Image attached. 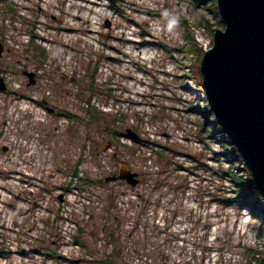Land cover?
I'll return each instance as SVG.
<instances>
[{
  "label": "rangeland",
  "instance_id": "374dc122",
  "mask_svg": "<svg viewBox=\"0 0 264 264\" xmlns=\"http://www.w3.org/2000/svg\"><path fill=\"white\" fill-rule=\"evenodd\" d=\"M9 1L16 10H28L26 18L31 22L41 12L50 30L47 36L55 44L48 43L47 56L42 58L32 49L5 45L9 50L0 59V72L6 66L16 73L48 60L33 84L24 86L27 76H19L26 91L37 87L40 97L48 101L44 108L19 102L7 106L0 100V250L7 256L0 258V264H106L111 254L117 264H126L123 250L129 242L131 250L147 257L137 264H257L264 260V215H254L244 204L222 201V196L232 192L229 183L202 165L194 168L193 160L185 155L199 156L201 164L226 167L228 161H219L217 151L234 148L227 141L223 146L218 126L212 123V128L200 112L203 91L184 73L194 69L196 57L179 49L187 44L184 33L189 30L204 51L202 44L212 40L213 31L203 16L212 27L223 28L209 0L197 8L190 0H121L124 11L113 9L105 0ZM111 9L115 15L110 17ZM11 14L0 3V30L10 35ZM173 17L178 24H170ZM138 25L150 35L142 38ZM29 27L23 22V29ZM56 27L66 31L59 33ZM152 38L155 43L149 41ZM159 42L173 46V53ZM94 60L98 69L91 93L88 85ZM91 97L99 104L90 103L98 115L89 123L82 100L91 101ZM111 98L125 104L118 110L104 109ZM47 106L61 113L53 116ZM138 120L143 127L150 125L149 132L155 128L158 135L166 133V138L159 137L156 148L151 144L152 150L143 143L142 150L140 141L128 143L121 135L126 128L140 135L132 123ZM207 127L216 140L209 137ZM163 144L170 148L160 157ZM12 147L14 152L7 151ZM85 151L89 156L82 157L80 173L87 179L82 183L96 184L103 193L99 209L79 223L83 230L78 240V205L66 209L74 221L67 236L60 230L66 219L57 196L64 191L62 180L76 169L78 155ZM121 164L139 174L140 182L132 188L138 190L145 184L138 199H125L130 185L125 180L105 181ZM236 164L245 165L241 159ZM122 198L123 210L127 204L139 203L133 218L138 229L135 237L130 236L123 216L112 213L113 208L120 213L115 206ZM10 244L16 246V253H10ZM58 251L64 256L53 255Z\"/></svg>",
  "mask_w": 264,
  "mask_h": 264
},
{
  "label": "water",
  "instance_id": "95a60500",
  "mask_svg": "<svg viewBox=\"0 0 264 264\" xmlns=\"http://www.w3.org/2000/svg\"><path fill=\"white\" fill-rule=\"evenodd\" d=\"M216 6L223 28L213 31L211 46L200 59L203 94L264 204V0H216ZM3 49L0 40V57ZM24 74L27 84H33L34 72ZM4 90L7 86L0 76V91ZM42 102L47 104L46 99ZM126 135L139 138L131 128H126ZM115 179L131 186L139 181L138 173L124 164L105 181Z\"/></svg>",
  "mask_w": 264,
  "mask_h": 264
},
{
  "label": "built area",
  "instance_id": "2783aa9c",
  "mask_svg": "<svg viewBox=\"0 0 264 264\" xmlns=\"http://www.w3.org/2000/svg\"><path fill=\"white\" fill-rule=\"evenodd\" d=\"M105 3H107V0H105ZM103 7L107 6V4H103ZM28 12V10H19L17 9V15L15 16V18H11L10 17V24L9 27H11L10 30H12L13 34H6V32L3 31L2 33V37H3V42L4 45H11L10 48L16 50L17 47L21 46V48H25L27 46V44L30 41V34L27 31V29H23L22 25V19L26 18L27 16H29V14H26ZM109 16H113L115 15L113 13V9L109 10L108 12ZM23 15V16H22ZM33 26L34 29L36 31V34L34 36V41L37 44L42 45L43 47H45L46 51L49 48V44H51V42H53L55 44V41L52 38H49L47 36V33L50 31L48 28H45V19L43 18V14H41V12H36V16L33 18ZM42 28V29H41ZM37 31H42L43 33H45L46 35L43 36V33H38ZM66 30L61 29L59 30V33H62ZM74 32V31H73ZM12 40V41H11ZM65 39H63L62 41H64ZM10 41V42H7ZM199 41L197 40V43ZM212 40H207L205 42H203L202 47L204 46V50L208 49L211 46ZM67 42H65L64 45H66ZM5 54V52L3 53V55ZM46 60V59H45ZM43 61L40 66H38L36 68L38 75L43 73L46 69V63L47 61ZM49 64V63H48ZM55 65V64H54ZM31 69H34V67H32ZM5 81L9 84V86L14 89V90H18L20 92H22L21 96H15V95H9L7 96V98H5L4 95H2L0 97V100L4 99V102L6 103L7 106H9V102H19L21 104H25L26 106L31 105L32 107H41L44 108L43 105H41L39 103L40 100V95L38 92L37 87L34 88L32 91H24L23 90V85L21 84L22 79H19V76L22 74L19 73H14L10 70H6L2 73ZM23 76V75H22ZM39 77V78H40ZM24 80V79H23ZM50 93H48V91H46V95H48ZM82 102H85L86 107H91L90 103L92 104L93 102L95 104H99V100H97L96 97H91V101L89 100H82ZM106 102V101H105ZM128 103V102H127ZM124 105L125 102H123L122 100H114L113 98H111L110 100H108L107 105H105V103L103 104L104 109L107 110H118V108L120 107L119 105ZM128 105V104H127ZM148 121V117H146V119L144 120V122ZM135 127L137 128V130L140 133L141 136V141L140 146L142 148V150H144V147L142 145L143 144H148L149 145V149L152 150L151 144H154V147L156 148L157 143L159 142L158 139L159 137H162L163 139L166 138L167 134L166 133H159V135L155 132V128H152V131L149 132V127L150 125H148L147 127H143L142 123L140 122V120H138L137 122L133 121L132 122ZM143 129V130H142ZM121 137L126 138L128 143H132L135 142L132 138H129L127 136H123L121 135ZM216 140V139H215ZM215 140H212V143H216ZM211 142V139H210ZM7 151L10 152H14L15 148L12 147L10 149H8ZM150 153V152H149ZM80 155V154H79ZM78 155V156H79ZM88 154L87 151L84 152V154L82 155L83 157L86 156ZM1 161V159H0ZM81 162L80 161L78 163V174L73 176V175H68L67 178H65L62 181H67L69 183V186L67 188L66 191H60L59 193H62V201L60 202L61 206V212H65V215H62L63 219H66V223L65 225H63L61 223L60 225V230H62L63 234H66L68 236L69 232H70V225L74 224L73 218L71 216H67L66 215V209H68L69 211H71L72 209V205H78V210L75 209V211H77L78 214V224L80 222H85L86 220H88L92 213L94 212V210L99 209V207L101 206V199L100 197L102 196L103 190L99 187V186H94L96 184H92V186H84L83 185H79L78 184V178L80 176H83L85 174H81L80 171H82L81 167ZM140 182V180H139ZM138 182V183H139ZM127 188V192L125 193V199L126 198H134V199H138L140 194L139 192L142 191L145 187V184H141L140 188L136 190L137 186L132 188V186L128 185ZM135 193V194H134ZM122 196V195H121ZM124 198H122L121 201H118V203L116 204L115 207H119L117 208V211H119L120 213H114L116 211V208H113L114 205L111 207L112 209V213L114 215V217L117 216H123L122 219L124 220V222L126 221V227L130 229V236L135 237L137 230L136 227L133 226V218L138 214L139 210H140V206L139 203H136L134 205H129L127 204L126 208L123 210L119 205L123 204V200ZM71 214V213H70ZM127 215V216H126ZM131 215V216H130ZM116 221L117 219L114 218ZM82 220V221H81ZM130 242L128 243V245L124 246V250H123V258L126 261V264H137L140 261L146 262L145 260L147 259L146 256H144L143 252L140 250H131V248L129 247ZM10 253L11 251L13 253H16V246H13L12 244H10ZM65 253V252H63ZM61 254V253H60ZM62 256H64V254H61ZM0 258L2 260H5L7 258L6 254H0Z\"/></svg>",
  "mask_w": 264,
  "mask_h": 264
},
{
  "label": "trees",
  "instance_id": "16d2710c",
  "mask_svg": "<svg viewBox=\"0 0 264 264\" xmlns=\"http://www.w3.org/2000/svg\"><path fill=\"white\" fill-rule=\"evenodd\" d=\"M109 5L111 7H113L115 10L117 9V11L123 10V7L121 6L120 2L121 0H107ZM208 0H190V2L194 5L195 8L198 7V5L202 2H207ZM209 5H213V12L215 13V15L218 18V23L221 24V26L223 25V22L220 19V15L216 6V0H209ZM1 4H5L7 9H10L11 11H13L14 13H16V9L12 6L13 3L9 0H0ZM12 3V4H11ZM124 11V10H123ZM148 11V10H147ZM149 12V11H148ZM204 22L207 25V28L209 27V29H211L212 31H214L216 28L212 27V24L209 23V20L206 19L203 16ZM26 22L30 25V27L28 28V32L30 34V41L28 43L29 47L28 50L37 51L39 53V57H43L45 56L46 50L43 46H41L40 44H37L34 41V36L36 34V31L34 29L33 26V22H30V20H26ZM182 22L186 25L187 21L185 20V18H182ZM135 23L137 24L138 22L135 21ZM140 28V35L142 38L147 37L148 35H150V32L147 28H144L142 25H138ZM213 34V32H212ZM184 38L185 40H187V44L185 45V47H179L180 50L186 52L187 54L189 53V55H195L196 60L195 62L197 63V65H195L194 69H191L190 71L188 70L187 72H184L185 75H187L188 77H191L194 84L193 86L196 87L197 89H199L201 92L202 90V74L200 71V59L201 56L203 54V50L201 47H199L198 43L195 41L194 37L192 36L191 32L189 30H187L184 33ZM153 43L156 42V40H154L153 38L151 40H149ZM158 42V40H157ZM158 44L161 45L162 48H165L170 54L173 53V46H170L169 44L163 43V42H159ZM176 48V47H175ZM178 49V48H177ZM95 61V62H94ZM93 62V66L91 68V79H90V84L88 85V88H90V91H94L93 87L95 84V73L97 72L98 69V60H94ZM181 63V62H180ZM184 84H186V82L184 81ZM107 91L109 93H111L112 88L107 87ZM14 92V91H12ZM199 103V109H201V113L204 115V117L207 118V122L208 124H210V126L213 125L212 123H215L218 127H217V131L221 132V135L223 137V139L221 140V142L223 143L224 146V142H229L226 134L224 132H222L219 124L215 121L214 118V114L209 106V104L207 103V100L205 98V96L203 95L202 98L198 101ZM61 113V112H60ZM65 115H69L70 116V112L69 111H64ZM86 120L88 118V122L92 123V120L96 119L98 112L97 110H93V109H87L86 110ZM119 117V115H115V119ZM84 119V120H85ZM118 120V119H117ZM87 122V123H88ZM201 129L204 130V127H202V125H200ZM208 129L206 130L209 137H212L214 139L215 135L211 134V132H213L212 128L207 127ZM206 129V128H205ZM117 131L114 130L113 131V135L115 134V138L117 135ZM120 133V132H119ZM214 136V137H213ZM199 139H203V135L199 136ZM211 139V138H210ZM220 141V139L218 140ZM163 149H161L158 152V155L160 157L164 156L165 153L163 154V151H165V149H169L170 147L168 145H163L162 146ZM176 153H181V152H176ZM218 154H220L221 156H217V158L219 157V161H223L222 159H224L225 161H228V165L226 167H222L221 164H217L216 167L214 166H210L207 164H201L200 162V158L199 156H196L194 154H185L187 155L189 158H191L193 160V163H195L194 168L196 167H200L201 165L204 167V169L208 170V172L210 173H215L220 180L225 179L229 184V188L232 189V192H230L231 194L228 195H224L222 196V201H224L225 203H237V204H244L246 206H249L251 211L254 213V215L256 213H262L264 215V204L262 202V195L260 194V192L258 191V189L256 188L251 174L249 173L246 165H243L242 167L239 168V166H237V160L241 159L239 153L237 152V150L235 149V147L232 150L229 151H217ZM187 167V166H186ZM190 170V172L194 173V170L190 169L189 167L187 168ZM87 179L86 176H84L82 178V180ZM83 228L81 226L78 227V240H79V234L82 232ZM3 251L0 250V253H2ZM55 253V252H53ZM48 254V256L52 255ZM106 264H117L116 263V259L112 256H108L106 257ZM257 264H264V260L260 259L259 261H257Z\"/></svg>",
  "mask_w": 264,
  "mask_h": 264
},
{
  "label": "clouds",
  "instance_id": "9594fccd",
  "mask_svg": "<svg viewBox=\"0 0 264 264\" xmlns=\"http://www.w3.org/2000/svg\"><path fill=\"white\" fill-rule=\"evenodd\" d=\"M179 23V20H178V18H175V17H173L172 19H171V21H170V24H178Z\"/></svg>",
  "mask_w": 264,
  "mask_h": 264
},
{
  "label": "bare ground",
  "instance_id": "6f19581e",
  "mask_svg": "<svg viewBox=\"0 0 264 264\" xmlns=\"http://www.w3.org/2000/svg\"><path fill=\"white\" fill-rule=\"evenodd\" d=\"M214 137V136H213Z\"/></svg>",
  "mask_w": 264,
  "mask_h": 264
}]
</instances>
